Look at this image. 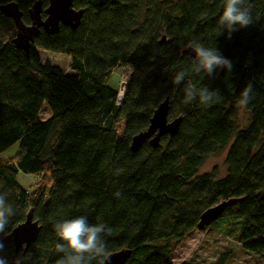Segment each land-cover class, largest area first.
<instances>
[{
  "label": "trees",
  "instance_id": "obj_1",
  "mask_svg": "<svg viewBox=\"0 0 264 264\" xmlns=\"http://www.w3.org/2000/svg\"><path fill=\"white\" fill-rule=\"evenodd\" d=\"M48 1L0 0V6L14 3L29 25L31 7L38 2L44 10ZM224 3L72 0V8L82 11L79 25H59L53 35L40 29L24 55L22 76L14 61L13 24L0 15V153L19 144L11 160L0 161V194L15 213L0 240L32 209L40 230L23 264H55L62 256L55 245L62 241L53 225L80 216L110 229L103 236L110 254L128 250L125 264H146L150 257L170 255L198 230L204 211L230 200L216 221L198 231L225 221L230 228L224 234L264 264V0H245L253 22L230 37L226 31L217 35ZM195 44L216 48L232 70L189 72L174 84L175 74L195 59L181 51ZM38 50L67 57L69 72L42 62ZM115 69L129 76L120 100L108 85ZM249 83L252 99L242 106L241 92ZM78 84L87 103L84 115L71 106ZM188 84L217 91L218 102L185 104ZM165 98L168 120L181 118L176 135L132 153V137L146 130ZM43 101L49 112L40 119ZM240 109L248 116L242 128ZM220 153L224 175L216 168L200 174L201 165ZM18 174H44L48 188L26 191ZM0 255L9 262L12 245ZM227 262L228 254H221L213 264Z\"/></svg>",
  "mask_w": 264,
  "mask_h": 264
},
{
  "label": "clouds",
  "instance_id": "obj_2",
  "mask_svg": "<svg viewBox=\"0 0 264 264\" xmlns=\"http://www.w3.org/2000/svg\"><path fill=\"white\" fill-rule=\"evenodd\" d=\"M253 22L251 8L247 6L245 0H225L223 12L217 24V35L227 32L229 37L232 32L248 26ZM195 52V59L191 67L177 72L173 78V83L180 85L189 72L212 75L217 68L227 71L232 70L231 62L224 58L216 48L205 47L202 44L192 46ZM184 103H191L199 100L202 105H211L218 102V92L208 88H195L188 84L184 88ZM252 85L249 83L241 92L239 104L246 106L252 99ZM114 195L119 196L120 193ZM12 206L6 200V194H0V233H4L9 225L10 217L14 215ZM56 235L61 243L55 245V251L62 256L56 260L55 264H106L110 253L107 250L104 235L110 234V229L102 223L89 224L84 216L71 220H64L53 225ZM10 234V233H9ZM4 243L0 240V252L4 250ZM27 257H17L14 264H23ZM0 264H8V259L0 255Z\"/></svg>",
  "mask_w": 264,
  "mask_h": 264
},
{
  "label": "water",
  "instance_id": "obj_3",
  "mask_svg": "<svg viewBox=\"0 0 264 264\" xmlns=\"http://www.w3.org/2000/svg\"><path fill=\"white\" fill-rule=\"evenodd\" d=\"M41 13L45 16L44 19H41ZM0 15L11 20L14 27V37L11 43L26 56L40 29L48 35L57 33L59 25L73 29L79 25L82 11H76L72 8V0H49L44 10H41L38 2L31 7L29 25L22 23L21 13L14 3L0 6ZM181 55L191 59L195 58V52L192 47L184 48L181 51ZM123 85L121 84L120 88ZM168 110V99L165 98L154 110L146 130L132 137L129 145L132 153L137 152L145 143L155 148L158 146L161 137H173L176 135L181 118L168 120ZM232 203L234 201L231 200L222 202L204 211L199 217L197 229L201 231L216 221L224 209ZM39 230L40 226L37 221L33 220V211L30 209L25 215L24 222L17 225L11 230L10 234L1 239L4 245H12L13 247V256L8 264H14L17 257H24L27 249L35 242ZM129 256L130 252L128 250L111 253L106 264H125Z\"/></svg>",
  "mask_w": 264,
  "mask_h": 264
},
{
  "label": "rangeland",
  "instance_id": "obj_4",
  "mask_svg": "<svg viewBox=\"0 0 264 264\" xmlns=\"http://www.w3.org/2000/svg\"><path fill=\"white\" fill-rule=\"evenodd\" d=\"M7 36L10 37L13 34L6 35L5 37ZM161 37L164 39L162 35ZM190 46L192 47L193 45ZM38 53L42 62L57 66L63 72H69V59L67 57L40 50H38ZM14 61L17 66L18 75L22 76L26 69V60L22 51L15 49ZM128 77L127 72H123L122 69H115L111 74L108 85L112 89L119 90L120 84L126 82ZM71 106L81 115H84L87 111V103L81 93L80 84L77 85L76 97ZM48 112L46 103L43 101L39 113L40 119L46 118ZM247 122V114L240 109L237 117L238 127H244ZM121 131L122 123H119L116 125L118 137L121 135ZM18 147L19 144L16 143L5 152L0 153V161L11 160L17 153ZM224 155V153H220L217 156H210L199 168L200 174L208 173L211 169L216 168L220 176H223ZM17 182L23 189L30 192H33L38 186H42L44 189L48 188V178L44 174L38 177L18 174ZM229 228V226L226 227L225 221H222L217 226L210 227L205 233L193 230L184 237L170 255L167 257H150L146 264H213L221 254H228V262L226 264H262L258 259L243 251L230 235L224 234L226 229Z\"/></svg>",
  "mask_w": 264,
  "mask_h": 264
},
{
  "label": "built area",
  "instance_id": "obj_5",
  "mask_svg": "<svg viewBox=\"0 0 264 264\" xmlns=\"http://www.w3.org/2000/svg\"><path fill=\"white\" fill-rule=\"evenodd\" d=\"M121 84H124V83H121ZM121 84H120V86H121ZM122 94H123V87L122 88H119V90H118V100L121 99Z\"/></svg>",
  "mask_w": 264,
  "mask_h": 264
}]
</instances>
